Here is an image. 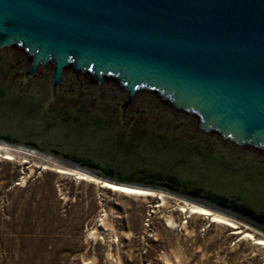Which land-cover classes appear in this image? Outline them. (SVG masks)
Wrapping results in <instances>:
<instances>
[{"label":"water","instance_id":"1","mask_svg":"<svg viewBox=\"0 0 264 264\" xmlns=\"http://www.w3.org/2000/svg\"><path fill=\"white\" fill-rule=\"evenodd\" d=\"M0 144L264 235V0H0Z\"/></svg>","mask_w":264,"mask_h":264},{"label":"rangeland","instance_id":"2","mask_svg":"<svg viewBox=\"0 0 264 264\" xmlns=\"http://www.w3.org/2000/svg\"><path fill=\"white\" fill-rule=\"evenodd\" d=\"M99 181L0 144V264H264V235L253 228L212 210L191 214L197 205L169 194L125 195Z\"/></svg>","mask_w":264,"mask_h":264},{"label":"bare ground","instance_id":"3","mask_svg":"<svg viewBox=\"0 0 264 264\" xmlns=\"http://www.w3.org/2000/svg\"><path fill=\"white\" fill-rule=\"evenodd\" d=\"M59 171L62 172V173L69 172V171L63 170V169H61ZM77 178L78 179H86V176L82 175L81 173H78ZM99 183H100V185H101L102 188H106V189H109L111 191H116L117 193H120V194H125V195H139V194H145V193H147L146 192L147 190L135 189V188L127 187V186L112 184V183L105 182V181H99ZM162 204H166V201H162ZM170 207H171V205L166 204V208H170ZM180 210L181 211H184L185 208H180ZM188 212H190L191 214L200 213L202 215L211 214V211L210 210L205 209V208H202V207H198V205L197 206H190ZM217 217H218V215H214V218H217ZM247 235L250 236L249 233H247ZM257 243L258 244H261V243L264 244V239L257 240Z\"/></svg>","mask_w":264,"mask_h":264}]
</instances>
